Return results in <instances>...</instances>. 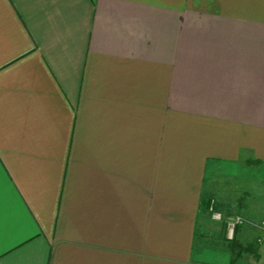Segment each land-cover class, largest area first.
<instances>
[{"label":"crops","instance_id":"crops-1","mask_svg":"<svg viewBox=\"0 0 264 264\" xmlns=\"http://www.w3.org/2000/svg\"><path fill=\"white\" fill-rule=\"evenodd\" d=\"M261 185L264 0H0V264H263Z\"/></svg>","mask_w":264,"mask_h":264},{"label":"built area","instance_id":"built-area-1","mask_svg":"<svg viewBox=\"0 0 264 264\" xmlns=\"http://www.w3.org/2000/svg\"><path fill=\"white\" fill-rule=\"evenodd\" d=\"M209 211L213 220L221 221L223 219V213L215 208L214 201H212ZM247 221L248 220L246 219V217L239 214L231 217V220L226 222L227 237L229 239H233L235 237L237 228L241 225L248 223ZM252 223H254V225L257 226L258 228H260L262 232L257 239V243L258 246L261 248V252L264 255V218L260 221H254Z\"/></svg>","mask_w":264,"mask_h":264},{"label":"rangeland","instance_id":"rangeland-1","mask_svg":"<svg viewBox=\"0 0 264 264\" xmlns=\"http://www.w3.org/2000/svg\"><path fill=\"white\" fill-rule=\"evenodd\" d=\"M253 177H256V175H253ZM261 177V176H260ZM259 177V178H260ZM260 193H261V199H259V200H257L256 202H254V204H256L257 206H259V204L261 203V202H263L264 201V185H261L260 186ZM259 191V190H258ZM216 203L218 204V202L217 201H215L214 200V204H215V208H216ZM211 204H212V202H211ZM217 210H218V208H216ZM220 211V210H219ZM222 213H223V219L221 220V221H217V222H220V224L222 225H224V223H225V225H226V222H228L229 220H231V217H233L235 214H231V215H227V214H225L223 211H221ZM239 215H241V214H239ZM212 218V217H211ZM248 221V223H251L252 221L251 220H249V218H246ZM215 221V220H214ZM236 235V234H235ZM235 238V237H234ZM233 238V239H234Z\"/></svg>","mask_w":264,"mask_h":264}]
</instances>
